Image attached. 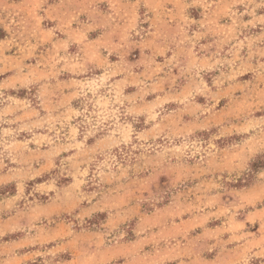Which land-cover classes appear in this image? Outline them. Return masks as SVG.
Segmentation results:
<instances>
[{"label": "rangeland", "instance_id": "rangeland-1", "mask_svg": "<svg viewBox=\"0 0 264 264\" xmlns=\"http://www.w3.org/2000/svg\"><path fill=\"white\" fill-rule=\"evenodd\" d=\"M260 157L264 0H0V264H264Z\"/></svg>", "mask_w": 264, "mask_h": 264}, {"label": "trees", "instance_id": "trees-1", "mask_svg": "<svg viewBox=\"0 0 264 264\" xmlns=\"http://www.w3.org/2000/svg\"><path fill=\"white\" fill-rule=\"evenodd\" d=\"M263 167H264L263 157H260L257 162H255V163L252 164V170H253V172L254 171H257L258 169L263 168ZM251 178H252V174H249L247 176V180H249Z\"/></svg>", "mask_w": 264, "mask_h": 264}]
</instances>
